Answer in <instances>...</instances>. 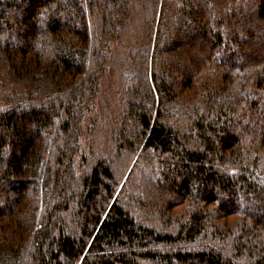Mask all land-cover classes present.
Segmentation results:
<instances>
[{"label":"trees","instance_id":"1","mask_svg":"<svg viewBox=\"0 0 264 264\" xmlns=\"http://www.w3.org/2000/svg\"><path fill=\"white\" fill-rule=\"evenodd\" d=\"M0 264H264V0H0Z\"/></svg>","mask_w":264,"mask_h":264},{"label":"rangeland","instance_id":"2","mask_svg":"<svg viewBox=\"0 0 264 264\" xmlns=\"http://www.w3.org/2000/svg\"><path fill=\"white\" fill-rule=\"evenodd\" d=\"M2 203V202H1ZM3 204V203H2Z\"/></svg>","mask_w":264,"mask_h":264}]
</instances>
